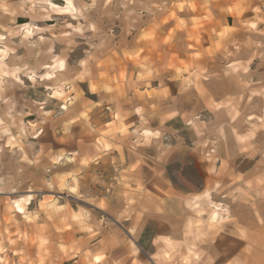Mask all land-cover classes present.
I'll return each instance as SVG.
<instances>
[{
	"label": "crops",
	"instance_id": "0c3cea01",
	"mask_svg": "<svg viewBox=\"0 0 264 264\" xmlns=\"http://www.w3.org/2000/svg\"><path fill=\"white\" fill-rule=\"evenodd\" d=\"M148 20L119 51V133L55 128L59 166L104 167L72 264H264V0H164Z\"/></svg>",
	"mask_w": 264,
	"mask_h": 264
},
{
	"label": "rangeland",
	"instance_id": "374dc122",
	"mask_svg": "<svg viewBox=\"0 0 264 264\" xmlns=\"http://www.w3.org/2000/svg\"><path fill=\"white\" fill-rule=\"evenodd\" d=\"M162 1L0 0V264H72L89 246L104 167L83 160L77 180L59 166L55 128L84 143L88 128L102 143L118 131L119 51Z\"/></svg>",
	"mask_w": 264,
	"mask_h": 264
}]
</instances>
